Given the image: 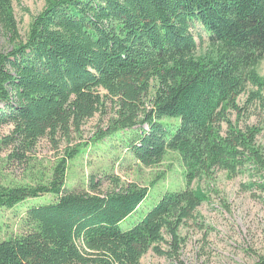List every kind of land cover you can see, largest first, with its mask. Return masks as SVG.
<instances>
[{
	"label": "trees",
	"instance_id": "1",
	"mask_svg": "<svg viewBox=\"0 0 264 264\" xmlns=\"http://www.w3.org/2000/svg\"><path fill=\"white\" fill-rule=\"evenodd\" d=\"M44 1L24 38L13 1L0 0V36L11 44L0 47V124L13 127V155L22 159L19 148L45 136L71 138L110 102L113 114L95 140L141 127L129 147L134 158L154 166L177 152L187 186L124 230L149 187L115 181L98 192L93 178L94 193L67 190L74 147L48 183L0 184L1 207L57 196L28 209L27 232L0 240V264H141L163 231L178 244L179 226L207 200L195 179L215 168L236 174L247 162L264 170L258 129L229 118L242 95L264 107V0Z\"/></svg>",
	"mask_w": 264,
	"mask_h": 264
},
{
	"label": "rangeland",
	"instance_id": "2",
	"mask_svg": "<svg viewBox=\"0 0 264 264\" xmlns=\"http://www.w3.org/2000/svg\"><path fill=\"white\" fill-rule=\"evenodd\" d=\"M20 33L25 38L33 18L45 7L44 0H12ZM0 47L9 51L11 44L0 36ZM264 76V61L259 67ZM241 111L231 110L229 118L239 128L255 126L256 144L264 154V107L249 104L246 96L239 98ZM0 104V108H3ZM109 102L102 113L84 122L71 138L45 136L24 153L22 159L13 155L16 146L6 137L13 129L0 124V184L33 186L48 183L56 165L67 152L78 147V153L68 161L65 188L70 191L94 193L91 179L99 182L98 192L115 187V181L127 185L134 182L148 186L149 194L138 209L120 226L134 227L161 197L187 186L186 168L180 155L168 150L161 163L145 166L132 155L131 142L142 128L122 130L95 140L101 128H106L112 116ZM224 129L228 128L226 123ZM147 129V126L143 127ZM192 187L200 186L207 200L184 220L178 228V244L169 232L153 244L142 257L141 264H255L264 254V170L255 163H246L236 174L215 168L197 178ZM57 196L46 194L29 198L12 208L0 206V240L21 235L29 230L27 211L32 206L55 202ZM154 247H158V252Z\"/></svg>",
	"mask_w": 264,
	"mask_h": 264
}]
</instances>
